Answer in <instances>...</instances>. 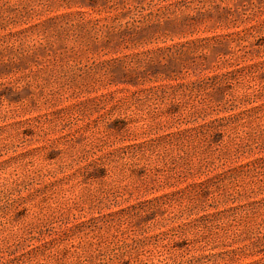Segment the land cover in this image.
Masks as SVG:
<instances>
[{"label":"rangeland","instance_id":"1","mask_svg":"<svg viewBox=\"0 0 264 264\" xmlns=\"http://www.w3.org/2000/svg\"><path fill=\"white\" fill-rule=\"evenodd\" d=\"M0 264H264V0H0Z\"/></svg>","mask_w":264,"mask_h":264},{"label":"trees","instance_id":"2","mask_svg":"<svg viewBox=\"0 0 264 264\" xmlns=\"http://www.w3.org/2000/svg\"><path fill=\"white\" fill-rule=\"evenodd\" d=\"M149 203L152 204V205H154V206H156V207H159V201L157 199L152 200Z\"/></svg>","mask_w":264,"mask_h":264}]
</instances>
